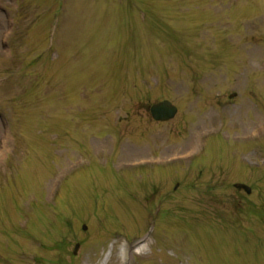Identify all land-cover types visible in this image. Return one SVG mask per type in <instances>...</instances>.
Here are the masks:
<instances>
[{
  "label": "rangeland",
  "instance_id": "obj_1",
  "mask_svg": "<svg viewBox=\"0 0 264 264\" xmlns=\"http://www.w3.org/2000/svg\"><path fill=\"white\" fill-rule=\"evenodd\" d=\"M0 264H264V0H0Z\"/></svg>",
  "mask_w": 264,
  "mask_h": 264
},
{
  "label": "water",
  "instance_id": "obj_2",
  "mask_svg": "<svg viewBox=\"0 0 264 264\" xmlns=\"http://www.w3.org/2000/svg\"><path fill=\"white\" fill-rule=\"evenodd\" d=\"M236 96V93L230 95V98ZM148 110L150 112L151 117L155 121H168L175 117L177 114L178 108L175 104H173L170 100L164 99L157 102L152 103L148 106ZM237 188L244 189L247 193H250L251 188L243 183L235 184ZM86 229V226H84ZM79 248V244H76L74 253H77Z\"/></svg>",
  "mask_w": 264,
  "mask_h": 264
}]
</instances>
